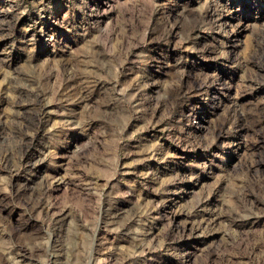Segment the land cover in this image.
<instances>
[{"label": "rangeland", "instance_id": "374dc122", "mask_svg": "<svg viewBox=\"0 0 264 264\" xmlns=\"http://www.w3.org/2000/svg\"><path fill=\"white\" fill-rule=\"evenodd\" d=\"M0 264H264V0H0Z\"/></svg>", "mask_w": 264, "mask_h": 264}]
</instances>
